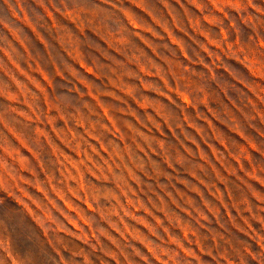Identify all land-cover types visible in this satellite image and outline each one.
Listing matches in <instances>:
<instances>
[{
	"label": "rangeland",
	"instance_id": "1",
	"mask_svg": "<svg viewBox=\"0 0 264 264\" xmlns=\"http://www.w3.org/2000/svg\"><path fill=\"white\" fill-rule=\"evenodd\" d=\"M0 264H264V0H0Z\"/></svg>",
	"mask_w": 264,
	"mask_h": 264
}]
</instances>
